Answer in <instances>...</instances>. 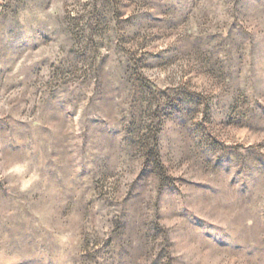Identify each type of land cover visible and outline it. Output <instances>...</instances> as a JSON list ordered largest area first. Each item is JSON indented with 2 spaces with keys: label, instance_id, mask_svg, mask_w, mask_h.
I'll use <instances>...</instances> for the list:
<instances>
[{
  "label": "rangeland",
  "instance_id": "obj_1",
  "mask_svg": "<svg viewBox=\"0 0 264 264\" xmlns=\"http://www.w3.org/2000/svg\"><path fill=\"white\" fill-rule=\"evenodd\" d=\"M0 264H264V0H0Z\"/></svg>",
  "mask_w": 264,
  "mask_h": 264
}]
</instances>
